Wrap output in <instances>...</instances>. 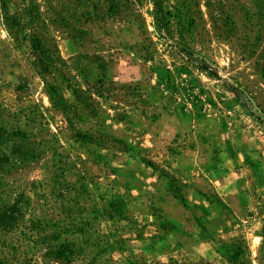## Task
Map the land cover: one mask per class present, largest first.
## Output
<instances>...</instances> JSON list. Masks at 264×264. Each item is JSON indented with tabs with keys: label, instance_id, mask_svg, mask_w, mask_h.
Here are the masks:
<instances>
[{
	"label": "rangeland",
	"instance_id": "1",
	"mask_svg": "<svg viewBox=\"0 0 264 264\" xmlns=\"http://www.w3.org/2000/svg\"><path fill=\"white\" fill-rule=\"evenodd\" d=\"M152 2L0 9V264H264V0Z\"/></svg>",
	"mask_w": 264,
	"mask_h": 264
},
{
	"label": "trees",
	"instance_id": "2",
	"mask_svg": "<svg viewBox=\"0 0 264 264\" xmlns=\"http://www.w3.org/2000/svg\"><path fill=\"white\" fill-rule=\"evenodd\" d=\"M153 17L156 21V26L160 28H164L167 32H170V21H169V11L164 9L163 0H153ZM0 9L2 13V20L4 25L7 27V29L10 30V33L15 37L14 33L16 31L14 28L19 25L18 19L15 17L14 14H9L7 7H6V0H0ZM38 34L35 32L30 34L29 41L31 48H35L36 46H41L39 44V38ZM44 70V66L42 67ZM3 155L0 153V161H2ZM15 204H12L10 206H6L0 210V225L6 226L10 225L11 222L14 220V214H15ZM261 208L263 210V221H264V204L261 205ZM263 237H264V226H263ZM67 253H70V249L68 247H65ZM54 257L59 258V250H55Z\"/></svg>",
	"mask_w": 264,
	"mask_h": 264
}]
</instances>
